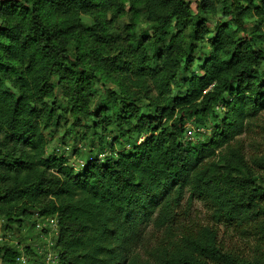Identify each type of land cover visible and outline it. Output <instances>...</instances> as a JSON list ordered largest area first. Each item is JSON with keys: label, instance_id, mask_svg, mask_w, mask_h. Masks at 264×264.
<instances>
[{"label": "trees", "instance_id": "16d2710c", "mask_svg": "<svg viewBox=\"0 0 264 264\" xmlns=\"http://www.w3.org/2000/svg\"><path fill=\"white\" fill-rule=\"evenodd\" d=\"M245 2L199 0L193 13L185 0H0V215L18 225L55 216L56 264H264V176L232 147L264 111L254 43L264 34L247 33L252 18L264 22V0ZM124 9L131 25L114 35ZM138 21L151 33L136 32ZM205 40L209 52L195 56ZM65 104L76 121L114 127L127 150L112 143L115 157L81 171L45 157L43 131ZM188 121L209 129L202 142L185 140ZM186 192L187 206L251 232L250 258L222 249L215 227L178 222ZM150 222L163 236L141 259L131 247Z\"/></svg>", "mask_w": 264, "mask_h": 264}, {"label": "rangeland", "instance_id": "374dc122", "mask_svg": "<svg viewBox=\"0 0 264 264\" xmlns=\"http://www.w3.org/2000/svg\"><path fill=\"white\" fill-rule=\"evenodd\" d=\"M185 1L190 2L191 10L196 13L195 3L199 0ZM240 2L243 5L246 4L245 0H240ZM124 8L127 9L128 5L125 4ZM125 9L122 14L112 18L110 28L114 35L124 36L126 33L125 28L131 25L130 15L127 14ZM109 16L111 18V15ZM83 20L86 24L90 21L87 16H83ZM216 20H226V18L215 17L213 21ZM133 29L136 32L145 30L146 33H151L150 25L139 21L134 23ZM250 32L264 34V22L252 18V21L247 23V33ZM120 42L122 41L118 43ZM254 43L257 48L264 50L263 37H256ZM207 52H209V48L206 40L199 42L195 56L198 55V57L203 58ZM193 66L197 67L195 61ZM261 70L264 76V66ZM196 73L200 74V71L197 70ZM112 78L120 81V77L112 75ZM106 83L111 84L110 81H106ZM57 96L60 100L63 99L61 94ZM143 100L148 101L147 98H143ZM66 107V104L61 106V108ZM224 108L222 104H219L217 112L221 114ZM77 120L66 108L62 111L58 124L43 131L47 139L45 157L50 155L55 158L64 157L66 164L73 166L76 171H81L86 162L92 158L101 159L109 155L115 157L116 153L121 152L123 149L127 150L129 147L122 139L113 142V139L118 135L114 127L94 128L87 117H78ZM209 126V123H207L206 127ZM184 128L185 140L196 142H202L209 132V129L197 128L191 121H188ZM112 143H114L113 148L116 153L110 154L112 153L110 150ZM232 147L241 149L254 174L264 176V169L255 163L260 159L264 160V111L248 121L245 130L236 137ZM187 196L188 192L184 195L181 209L177 212L179 223L187 228L196 225L213 226L218 232V244L222 249L233 252L240 258L251 257L254 246L257 244L255 237L250 234L251 232L241 234L230 226L213 222L201 202L192 200L190 205L187 206ZM56 223V217L52 215L39 216L35 213L20 225L14 222L8 223L0 215V264H56ZM162 236V230L155 228L152 222L140 226L137 241L131 247L132 253L138 255L141 259L149 258L148 252L155 248ZM260 245L264 248V244ZM6 250H8L6 257L10 263H5V260H3Z\"/></svg>", "mask_w": 264, "mask_h": 264}]
</instances>
